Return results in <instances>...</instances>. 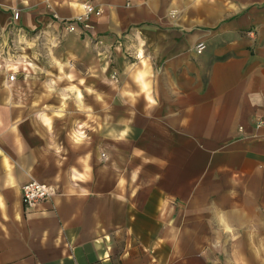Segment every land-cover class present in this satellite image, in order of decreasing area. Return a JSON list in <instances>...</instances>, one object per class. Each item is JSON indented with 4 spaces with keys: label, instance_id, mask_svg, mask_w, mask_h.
I'll return each mask as SVG.
<instances>
[{
    "label": "crops",
    "instance_id": "crops-1",
    "mask_svg": "<svg viewBox=\"0 0 264 264\" xmlns=\"http://www.w3.org/2000/svg\"><path fill=\"white\" fill-rule=\"evenodd\" d=\"M72 2L102 10L92 20L93 32L118 59L115 65L98 60L86 83L101 93L104 85L111 87L103 81L116 72L122 86L130 79L128 70L135 71L122 56L136 54L143 42L157 74L159 107L146 111L141 99L130 109L112 90L105 94L112 119L102 130L89 132L91 144L77 150L66 133L74 120L85 117L77 113L56 121L53 135L67 149L64 160L49 149L51 138L33 110L12 108V120L18 115L24 120L19 130L26 148L17 156L11 136L7 143L0 141L15 177V187L5 186L7 173L0 167L5 203L0 264H196L201 248L202 264L240 258L264 264V250L259 259L255 254L264 237V128H254L264 119V0H201L199 5L194 0L175 5L172 0H29L23 8L28 15L18 21L10 10L21 2L0 0L4 51L40 24L53 29L55 14L62 20L76 17L81 8ZM38 8L41 16L31 13ZM199 45L204 47L200 53ZM45 80L16 79L15 88H29L23 95L30 104L43 92ZM3 82L0 104L8 96ZM85 103L103 123L102 105L87 95ZM122 119L133 121V132L125 140L109 137L111 129L120 130ZM116 120L121 127H115ZM136 135L138 149L132 153L129 145ZM87 152L92 153L91 178L73 181L70 167L82 171L77 158ZM121 176L127 181L123 186ZM30 180L54 188L49 200L32 208L22 203V187ZM220 212L239 239L218 231ZM217 239L219 248L213 247Z\"/></svg>",
    "mask_w": 264,
    "mask_h": 264
},
{
    "label": "clouds",
    "instance_id": "clouds-1",
    "mask_svg": "<svg viewBox=\"0 0 264 264\" xmlns=\"http://www.w3.org/2000/svg\"><path fill=\"white\" fill-rule=\"evenodd\" d=\"M69 0H65L68 3ZM15 4V0H13ZM21 3L25 6L28 5L29 0H21ZM175 5L176 0H172ZM201 0H194L195 5H199ZM72 7H79L81 9L87 8L91 11V7L84 4H77L72 2ZM15 12V8L12 9ZM175 15V13H173ZM143 42L141 47L137 50L136 61L131 65L134 72L128 70L130 79L126 80L123 85H120V81L113 77L112 80L105 79L103 82L110 84L112 90L116 92L117 98L120 100L121 105H126L130 109H135V106L140 103L141 99L144 101L145 110L155 109L159 107L158 93L155 89L156 84V72L153 66L149 65V59L145 58V50L143 48ZM7 47V38H4L3 43H0V75L6 77L3 82V88L8 91V96L0 104V141L7 143L8 136L12 138V149L17 156H22L25 152V142L23 136L19 130V125L24 122L20 115L15 120L11 118V109L18 108L23 109L30 107L34 112L35 120L38 121L48 132L51 143L48 145L49 149L54 150L57 157H61V160L66 159L67 149L56 142L54 133V124L56 121H63L66 117H71L77 113L83 115L85 119L74 120L72 127L67 131V141L73 150H77L81 145H90L92 137L89 132H97L102 130L105 125L112 119L107 115L111 106L106 101L105 94L97 92L94 86H89L86 83V79L80 78L77 75L75 65L68 61H60L54 59L50 67L57 70L54 75L53 72L44 68L38 67L29 59L28 55H21L18 59L13 60L11 56H5L4 49ZM28 48H33L34 43L27 44ZM23 51V50H22ZM36 57L34 56L33 59ZM67 69V70H66ZM107 71V67L103 69ZM23 72L24 80L27 83L29 78L33 77L34 73H42L48 77L42 83L43 92L31 101L30 105L25 103V97L21 91L13 92L16 87V76ZM94 75V73H93ZM63 85V86H61ZM93 96L95 101L102 105L101 111L106 115L104 116V122L101 123V117L94 112L91 105L85 103V96ZM15 96V99H14ZM55 97L58 100V106L44 103L46 100H51ZM111 99V97H109ZM74 107V111L69 110V106ZM122 127L119 131L111 129L107 135L115 140H125L132 132L133 129L130 126L133 121L130 119H122L119 122ZM64 154L61 156V154ZM140 153H137L139 155ZM92 156L91 152H87L84 156L77 158V164L82 166V171H78L75 165L70 167L71 179L73 181H88L91 176L92 168L89 167V160ZM102 159L107 160V156H103ZM0 167H2L7 173V183L5 186L11 185L15 187V177L13 175L14 164L11 157L7 155L3 148H0ZM139 169L133 171L131 174V181L135 182L137 179V173ZM124 176L119 179V185L123 186L126 183ZM5 209V203L3 196L0 195V214H3ZM4 219H7L6 214ZM219 229L227 237L235 241L239 239L236 235V228L227 219L223 212H220L218 217ZM251 240V236H250ZM221 240L217 239L213 247L219 248L221 246ZM264 250V237L260 240L259 248L255 249L257 258H260V251ZM227 264H247L243 258L230 260Z\"/></svg>",
    "mask_w": 264,
    "mask_h": 264
},
{
    "label": "rangeland",
    "instance_id": "rangeland-1",
    "mask_svg": "<svg viewBox=\"0 0 264 264\" xmlns=\"http://www.w3.org/2000/svg\"><path fill=\"white\" fill-rule=\"evenodd\" d=\"M15 2H21L20 0H15ZM25 8V5L21 3L15 7V11L19 12V16L22 18V16H27L28 12ZM27 8V6H26ZM2 12L5 10H3ZM9 11V10H8ZM13 13V10H10ZM34 14H38L39 16L42 15L43 9L38 8V11L31 12ZM102 16V15H101ZM100 16V17H101ZM99 17V18H100ZM53 24L51 27L44 26L43 24H40L38 27L33 29L32 31L26 32V36L23 38V41L17 42L16 45H14L13 50H9L8 53L5 52V56H11L13 60L18 59L21 55H28L29 59H32V62L35 63L38 67L44 68L48 71L53 72L55 75L57 70L53 67H50L54 59L60 60V61H68L75 65V68L77 70V75L80 78L89 77L90 75V67L95 64L98 60H100V64H109V65H115L116 61L118 59H115V56L111 54V51L106 47V44L103 43L99 36H96L95 31L91 30L87 35V37H79L77 34L69 33L67 32L65 26L63 25L62 19L58 15L52 16ZM53 31V32H52ZM85 39V40H84ZM34 43L33 48H28L27 44ZM14 44V43H12ZM21 44V45H18ZM107 49V50H106ZM112 49V48H111ZM23 50V51H22ZM103 51H105L107 54L103 55ZM103 55V56H102ZM36 57L33 59V57ZM125 63H137L136 61V54L134 55H128L125 54L122 56ZM67 70V69H66ZM32 78L30 77L28 81L30 80H37V79H48L47 76H45L42 73H34ZM115 77L117 80H120L116 72L112 73L111 79ZM5 80L6 77L3 75H0V80ZM16 79L18 80H24V74L23 72L17 74ZM63 86V85H61ZM36 89V88H35ZM21 91L24 95L29 93L28 87H19L14 88L13 92ZM100 91L102 94H110L112 93V88L107 87V85H104L100 88ZM33 93V90L31 91ZM5 94L8 95V91L6 90ZM55 97L52 98V101L50 102L51 105L58 106V101ZM30 105V104H29ZM89 105V104H88ZM74 107L71 105L69 106V110H73ZM134 125L136 130L139 128V119H134ZM115 127H121L119 123L115 122ZM138 149V136H135V141H133L129 145L130 152H137ZM104 155H102L103 157ZM202 250L200 249V253H198V256H195L196 264H202ZM217 264V261H216Z\"/></svg>",
    "mask_w": 264,
    "mask_h": 264
},
{
    "label": "built area",
    "instance_id": "built-area-1",
    "mask_svg": "<svg viewBox=\"0 0 264 264\" xmlns=\"http://www.w3.org/2000/svg\"><path fill=\"white\" fill-rule=\"evenodd\" d=\"M91 7L81 9V13L76 17L68 20H62L67 32L77 34L78 36L86 35L93 30V19L102 15V10L90 3H84ZM19 12H13V20L18 21ZM204 47L199 45L197 52L200 53ZM256 130L264 128V119H258L254 123ZM54 194V188L51 185L41 183L36 180H30L22 187V203L25 207L32 208L40 203L46 202Z\"/></svg>",
    "mask_w": 264,
    "mask_h": 264
}]
</instances>
